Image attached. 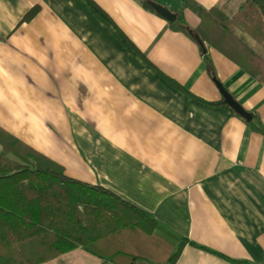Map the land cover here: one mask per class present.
<instances>
[{"label": "crops", "instance_id": "1", "mask_svg": "<svg viewBox=\"0 0 264 264\" xmlns=\"http://www.w3.org/2000/svg\"><path fill=\"white\" fill-rule=\"evenodd\" d=\"M150 1L197 29L180 0ZM167 22L138 0H0V129L208 249L186 244L175 264H230L209 250L264 264V136L219 86L263 126L264 87L224 56L210 23L201 42ZM42 264L110 263L75 248Z\"/></svg>", "mask_w": 264, "mask_h": 264}, {"label": "trees", "instance_id": "2", "mask_svg": "<svg viewBox=\"0 0 264 264\" xmlns=\"http://www.w3.org/2000/svg\"><path fill=\"white\" fill-rule=\"evenodd\" d=\"M138 1L154 13L150 0ZM180 1L199 18V25L190 31L177 14L167 22L170 29L202 42L210 23L224 56L264 87V59L242 36L264 49V1L244 0L230 16L224 13L230 0L209 10L193 0ZM201 56L211 73L207 56ZM250 119L243 121L264 136L259 119ZM0 145V264H42L75 248L110 264H175L186 244L208 251L102 187L67 178L56 163L1 129ZM209 252L230 264H252Z\"/></svg>", "mask_w": 264, "mask_h": 264}, {"label": "water", "instance_id": "3", "mask_svg": "<svg viewBox=\"0 0 264 264\" xmlns=\"http://www.w3.org/2000/svg\"><path fill=\"white\" fill-rule=\"evenodd\" d=\"M148 6L151 7L157 15L161 16V18L165 19L166 21L168 22H173V20L175 21L174 18L176 17V15L170 12L165 7L159 6V4L154 3L152 1L148 2ZM196 43L201 47L202 51L204 52L205 50H204L203 44L200 43L198 39ZM219 90H220V95L222 96L224 103L227 104L228 107H230L236 114H238L242 118V120H245V121L251 120L250 118H252V115L250 113H248L242 107H240V105L237 104V102H235L229 96V94H226V91L223 90L220 86H219Z\"/></svg>", "mask_w": 264, "mask_h": 264}]
</instances>
